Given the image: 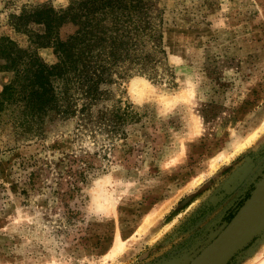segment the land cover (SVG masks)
Returning a JSON list of instances; mask_svg holds the SVG:
<instances>
[{
    "label": "rangeland",
    "instance_id": "obj_1",
    "mask_svg": "<svg viewBox=\"0 0 264 264\" xmlns=\"http://www.w3.org/2000/svg\"><path fill=\"white\" fill-rule=\"evenodd\" d=\"M80 1L0 0V41L55 66L49 42L78 30ZM148 2L141 72L119 69L95 100L70 86L71 114L0 112V264H174L196 247L189 264L258 188L264 0ZM71 6L49 37L40 14ZM263 248L264 230L227 264H256Z\"/></svg>",
    "mask_w": 264,
    "mask_h": 264
},
{
    "label": "trees",
    "instance_id": "obj_2",
    "mask_svg": "<svg viewBox=\"0 0 264 264\" xmlns=\"http://www.w3.org/2000/svg\"><path fill=\"white\" fill-rule=\"evenodd\" d=\"M78 8L75 18L78 30L65 41L54 36L49 42L59 56L55 66H47L37 55H25V51L10 39L0 41V52L13 54L5 68L15 72L13 81L4 86L0 112L6 104H21L31 116L52 110L71 114L74 106L68 102L70 86L77 85L76 92L95 100L100 83L109 80L119 69L126 73L133 68L140 72L144 69L147 56L137 53V45L154 29L148 26L151 8L148 0H82ZM72 10L73 6L62 11L50 8L40 14L49 37L53 34L54 23ZM151 34L153 38L155 35ZM26 56L28 60L24 62ZM23 63L24 68L21 67ZM58 79L64 85L60 91L53 83Z\"/></svg>",
    "mask_w": 264,
    "mask_h": 264
},
{
    "label": "water",
    "instance_id": "obj_3",
    "mask_svg": "<svg viewBox=\"0 0 264 264\" xmlns=\"http://www.w3.org/2000/svg\"><path fill=\"white\" fill-rule=\"evenodd\" d=\"M262 230H264V182L258 185L234 217L189 264H227ZM195 248L176 257L177 264L189 256Z\"/></svg>",
    "mask_w": 264,
    "mask_h": 264
},
{
    "label": "bare ground",
    "instance_id": "obj_4",
    "mask_svg": "<svg viewBox=\"0 0 264 264\" xmlns=\"http://www.w3.org/2000/svg\"><path fill=\"white\" fill-rule=\"evenodd\" d=\"M133 84H134L133 86L135 87V89L138 90V91H143V90L145 89V87H146V85H145V83H144L143 81H142V82H141V81H137V82H134ZM138 91H137V92H138ZM253 137H254V135H253ZM252 140H253V139H252ZM251 142H252V141H251ZM249 144H250V143H249ZM123 242H124V241H123ZM119 244H120V243H119ZM122 245H124V244H121V246H122ZM122 247H123V246H122ZM118 248H119V247H118ZM118 248H117V249H118ZM117 249H115V252H116ZM119 249H121V247H120ZM123 249H124V248H123ZM263 249H264V248H263ZM121 250H122V249H121ZM255 253H256V252H255ZM260 254H261V253H260ZM258 257H260V255H259ZM177 260H178V259H177ZM175 261H176V260H175ZM172 262H173V261H172ZM172 262H171V263H172ZM177 262H178V261H177ZM169 264H170V263H169ZM174 264H177V263L174 262ZM256 264H264V258H262V259L259 258V260L257 261Z\"/></svg>",
    "mask_w": 264,
    "mask_h": 264
},
{
    "label": "crops",
    "instance_id": "obj_5",
    "mask_svg": "<svg viewBox=\"0 0 264 264\" xmlns=\"http://www.w3.org/2000/svg\"><path fill=\"white\" fill-rule=\"evenodd\" d=\"M260 175H262V176L259 177V174L256 176L257 181L255 182V184H258V183L261 184L262 182H264V173H263V170H262V172H261ZM206 190H207V189H206ZM201 192H202V194L200 193V196L203 195V193L205 192V190H202ZM190 202H191V201H190Z\"/></svg>",
    "mask_w": 264,
    "mask_h": 264
}]
</instances>
